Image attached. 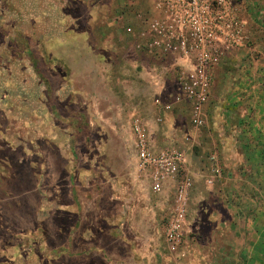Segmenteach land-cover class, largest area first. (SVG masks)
Masks as SVG:
<instances>
[{"label":"rangeland","instance_id":"1","mask_svg":"<svg viewBox=\"0 0 264 264\" xmlns=\"http://www.w3.org/2000/svg\"><path fill=\"white\" fill-rule=\"evenodd\" d=\"M241 1L252 35L244 63L230 73L257 76L248 86L264 92V1ZM149 10L146 0H0V264H238V239L226 223L212 234L210 222H226L233 210L249 228L254 206L264 219V107L258 117L248 112L251 119L239 120L243 103L226 97L230 85L221 84L210 90L203 127L188 125L185 105L154 123L155 93L141 72L158 75L159 64L130 59L139 29L134 16ZM85 55L90 78L71 80L70 62ZM160 78L169 91L171 74ZM134 118L146 122L155 149L184 151L180 176L191 182L186 231L172 253L163 230L173 192L161 209L159 194L134 175ZM214 153L221 175L208 186ZM115 202L117 218L110 214ZM144 202L157 216L153 239L132 241L127 217L140 214ZM114 227L118 241L114 232L97 233L86 244L93 230Z\"/></svg>","mask_w":264,"mask_h":264},{"label":"built area","instance_id":"2","mask_svg":"<svg viewBox=\"0 0 264 264\" xmlns=\"http://www.w3.org/2000/svg\"><path fill=\"white\" fill-rule=\"evenodd\" d=\"M151 13H136L139 29L130 43L132 54H140L153 63H166L160 73L172 77L169 91L156 94L152 106L154 123L173 111L174 106L188 108V125L193 129L205 125L204 106L210 95L213 71L221 60L244 47L246 22L241 18V0H146ZM126 33L131 34L127 28ZM145 56V57H146ZM133 150V172L148 182L152 194H160L172 183V205L163 230V240L174 252L182 243L185 229L190 180L180 176L184 151L173 145L155 149L146 122L134 118L129 126ZM210 176L205 184L212 186L221 170L215 153L208 158ZM179 178V179H178Z\"/></svg>","mask_w":264,"mask_h":264},{"label":"crops","instance_id":"3","mask_svg":"<svg viewBox=\"0 0 264 264\" xmlns=\"http://www.w3.org/2000/svg\"><path fill=\"white\" fill-rule=\"evenodd\" d=\"M244 18H245V22H246V32L248 33L247 36L249 35L251 37L252 33L249 32V30H252V23L249 20V16L248 14H244ZM248 36V37H249ZM85 44L88 46L90 43H92L91 37L90 35H87L84 38ZM94 44V43H93ZM67 44H65L64 47H66ZM68 46V45H67ZM247 48L243 47L240 50H237L231 54H228L225 58H223L220 62V64L214 69L213 71V83H212V87H211V92L214 94V91L217 89H219V86H224L226 85H230L228 87V90L226 92V97H240L239 102H242L243 104H239L238 106V113L240 114L238 119L239 120H243V119H247L246 117L249 116L248 119H251L252 117H250V115H254L255 117H258L259 114H261L262 107H264V92H262V90H259V88L253 87L251 88L250 86H248L252 81H254V83L256 84V82H258V78L257 76H250V75H245V73H242L240 76L238 75V73L236 74H232L231 75V67L232 66H238L240 64L244 63V54L246 53ZM134 55H136V53H133L131 58L132 61H137L139 60L140 64L142 65L143 63H149L152 62L151 60H149L148 58H143V57H135ZM68 63V62H67ZM70 75L69 78L72 79H81V78H86L88 79V77L90 78V74H91V68H89L92 64V59L89 57L82 56L77 62H70ZM98 63H102V60L100 61L98 58L95 61V64ZM159 64V69L160 67H166L167 64L166 63H156ZM238 70V69H237ZM153 75H151V73H142L141 72V79H143L148 86L149 91H153L156 94H159L160 92L164 91V86L161 83V79L156 80L152 78ZM232 76V80L231 79ZM232 81V83L230 82ZM260 81V78H259ZM146 86V87H147ZM258 89V90H257ZM144 90V89H143ZM225 93V90H220L219 93ZM244 106V107H243ZM237 107V106H236ZM233 113V111H231ZM248 112L250 113V115L248 114ZM231 113V114H232ZM233 118V117H232ZM250 121V120H249ZM231 124V123H229ZM226 125V122H225ZM230 126H233L232 124ZM256 157V156H255ZM259 157L262 158V156L260 155ZM186 168L183 165L182 171H185ZM263 173V172H262ZM255 174V173H254ZM256 176V174H255ZM256 186H262V185H256ZM172 183H167L164 186V189L162 190V192L159 194L158 196V206L161 209H164L163 207L167 205L166 200L168 199L169 196H171L172 194ZM146 205V207H145ZM255 205V204H254ZM232 208V207H231ZM168 211H170V206H168ZM260 209V208H259ZM263 207H261V213H262ZM101 211V209H100ZM103 211V210H102ZM119 211H120V203L119 202H115L113 207H111L110 210V214L112 217H118L119 216ZM254 211V212H253ZM253 217L250 219V225L249 228H246L244 226V223L239 224L238 221H236L235 217L238 216L236 215V213L232 212L231 219H228L226 222L221 223L222 220H216L212 219V221L210 222L212 227L210 229V232L212 234L217 233L216 231L218 230V228L220 227V225H224L225 223L227 224V230L230 232L231 234V238L232 241H236V239H238L239 241V247H238V264H244V260H248L247 257H249V261H255L257 260V262H255V264L259 263L262 264L264 258H262L261 253L264 251V219H263V215L261 216V214H257V210L255 208V206L253 207ZM97 215V214H96ZM95 215V217H96ZM100 215V214H99ZM212 217L214 216V214H212ZM97 217H100L97 215ZM249 217V215H248ZM157 216L154 214H152L149 206L147 205V203L145 204L144 202V208H142V211L140 214L135 213L133 210L131 211L130 215L127 217V219L129 220L127 223H129L128 225V229H127V235L130 234L132 241H136L137 235H143L145 236V239L151 241L153 238L151 237V231L156 223V219ZM144 222L146 224H144ZM226 227V226H225ZM115 228V227H114ZM117 228V226H116ZM115 228V229H116ZM114 232L116 235V241L119 240L118 234L120 233L117 229L116 231H113V228H111V231H105L103 228L98 229V230H93L92 235H89L88 237H85L84 239H86V244L88 243L87 240H96V238H91L94 235L97 236H101V238H103V235H110L112 236V233ZM90 238V239H88ZM112 239V238H111ZM124 238H122L123 240ZM261 252V253H260ZM252 264V263H251Z\"/></svg>","mask_w":264,"mask_h":264},{"label":"water","instance_id":"4","mask_svg":"<svg viewBox=\"0 0 264 264\" xmlns=\"http://www.w3.org/2000/svg\"><path fill=\"white\" fill-rule=\"evenodd\" d=\"M261 1H264V0H261Z\"/></svg>","mask_w":264,"mask_h":264}]
</instances>
